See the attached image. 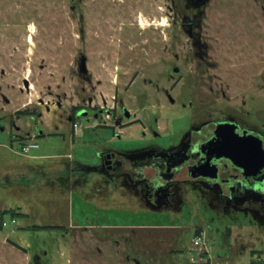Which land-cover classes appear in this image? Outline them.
Returning a JSON list of instances; mask_svg holds the SVG:
<instances>
[{"label": "rangeland", "instance_id": "1", "mask_svg": "<svg viewBox=\"0 0 264 264\" xmlns=\"http://www.w3.org/2000/svg\"><path fill=\"white\" fill-rule=\"evenodd\" d=\"M71 4L0 0V264H135L125 255L140 264H264L262 197L243 206L203 188L204 222L214 217L215 223L204 226L206 233L171 229L170 213L187 197L183 187L174 189L178 197L152 203L145 188L121 171L111 187L99 179L93 183L94 175L73 181L71 174L95 163L105 148L175 150L211 114L214 121L227 115L244 119L264 138V0H212L202 28L212 48L202 58L180 26L179 7L170 11L167 56L158 31L149 29L147 14L156 6L128 11L142 20L146 29L139 30L154 37L152 44L144 46L139 36L137 46H120V28L131 22L117 17L120 6L76 0L73 12ZM160 22L161 29L167 26L166 15ZM81 56L90 82L79 74ZM200 99L209 106L203 114L196 105ZM89 100L96 113L80 110L88 109ZM183 100L186 108L179 106ZM29 141L38 148L26 155L22 147ZM123 161L133 171V163ZM145 173L150 178L154 172ZM232 209L234 220L225 216ZM198 236L208 247H194Z\"/></svg>", "mask_w": 264, "mask_h": 264}, {"label": "flooded vegetation", "instance_id": "2", "mask_svg": "<svg viewBox=\"0 0 264 264\" xmlns=\"http://www.w3.org/2000/svg\"><path fill=\"white\" fill-rule=\"evenodd\" d=\"M70 1L72 2L71 10L74 12L77 9V5L75 4L76 0ZM84 1L85 0H78V3L80 4ZM107 1L115 2L116 5L120 6L117 14L119 19H122L123 16L131 18L130 23L124 24L125 28H120V31L123 32L121 35V42L119 44L120 46L137 40L139 36L142 38L141 44L144 46L152 44L154 37L152 35L146 37V32L139 30L140 26L143 28L142 20L138 18L136 13L132 15L133 10L135 9L134 6L136 7V5L143 6L149 4L152 7L156 6V8H151L150 12L147 14L149 20L151 21V23H149V29H152L155 32L158 31L159 36L162 38V49L166 52L167 56H169L170 50L169 19L172 6L173 9H178V7L180 8L178 9L181 12L180 26L188 36L191 48L195 50V54L202 58L207 55L212 48L211 45L204 40L202 34L203 17L205 16L206 9L212 0ZM129 10L132 12L130 15H128ZM85 13L82 14V18L86 15ZM160 14H162V16H160ZM165 15L168 24L166 27L161 29L159 26L162 24L160 20L162 19L163 21ZM161 26L164 25L162 24ZM129 28L130 35L127 33ZM145 29L146 28H143V30ZM135 44V46L138 45L137 42H135ZM14 50L15 53L17 51H22V49H19L18 47H14ZM174 68H178V73L174 72ZM173 72L174 74H180V68L173 66ZM80 76H82L86 81L90 82L92 80L89 70L86 75ZM167 80H170L169 68L167 71ZM25 82L28 83L27 81ZM150 82L152 83V81ZM168 99L172 104H175L174 99H172L170 95L168 96ZM204 101L205 100L200 99V102L197 101L196 104L200 105V107L204 109L200 111L201 114L205 111H209V106ZM87 105L89 106L88 109L81 108L80 110H85L87 113L90 110L93 111L92 108H94V106L92 105V100H89ZM191 105H194L193 101H191ZM179 106L186 108L187 104L183 100ZM85 111L83 113H86ZM74 112L75 111L73 109V114H75ZM122 112L124 113V116L127 117L128 122H130L131 115L129 111L126 108H122ZM249 114L250 113L248 112L247 115ZM95 116L97 117L98 114ZM209 116L211 118L208 121L203 122L199 127L194 125L190 130L187 141L183 144V146L175 148V150H147L134 153H121L111 148H105L99 153L95 163H91L90 165L87 164L80 169L78 167L72 169L71 174L73 181L75 179H85L86 176L94 175L97 177H94L93 183H96V180L99 179V182L105 181L106 186L108 185V187H111L114 185L117 178H119L118 172L121 171L127 181L135 182V185L145 188V197L152 203H154V201L155 203H160V201L170 197H178L180 193L174 190L178 185L179 187L184 188L187 193V197L185 196L186 200L184 201V205L181 209L179 208L177 211H174V213H170V220L168 221L169 224L166 226L171 229H194L196 231L201 228L205 230L206 233L207 230L204 226H212L210 223L211 221L212 223H215V219L213 217L208 219L209 221L204 222L201 205L203 188H205L206 191L211 192L212 195L218 196L220 193L221 195L227 196L231 201L236 199L237 203L243 206L247 205L251 198L259 199L262 197L264 199V168L260 169L257 167L264 160V138L260 128L258 129L252 127L249 123H246L244 119L239 117L227 115V117H223V119L214 121L212 119V114ZM132 125L134 124L125 125V127ZM260 126L263 127L262 125ZM152 132L158 134L154 130H152ZM252 136L258 137L262 140V150L259 142L251 143L250 138ZM251 144L253 145V151L256 156L254 162L255 166H237V163H243V165L248 163L251 155ZM124 159L130 160V163H133V171L125 170L126 166L123 161ZM147 170L154 172L152 177L149 178L146 175L145 172ZM252 172H256L258 174L256 176H251L250 174ZM179 175H186V179L179 178ZM86 182H88V180ZM247 210L248 209H243L242 212L244 213ZM175 212L180 214L178 217L180 222L177 225L173 224V221L177 219L172 215L176 214ZM242 212H240V214H242ZM225 216L226 218L229 217L231 220H234V209L228 210ZM225 216H221L223 217L222 219H224ZM217 217L220 219V216L217 215ZM150 227L156 228L158 226L154 225ZM179 238L180 235L177 237L176 241L179 242ZM239 240L240 239L236 238L235 243ZM244 244L245 243L240 244L242 246L240 247V255L245 254L244 251L246 250H244ZM194 247L197 249L201 247H208V242L205 240V244ZM231 248L233 250L234 246ZM207 253L209 255L208 258L212 260V253ZM170 256L171 254L168 255L167 258ZM124 259L128 262L140 264V260L137 257L125 255ZM35 261H40V256H37Z\"/></svg>", "mask_w": 264, "mask_h": 264}, {"label": "water", "instance_id": "3", "mask_svg": "<svg viewBox=\"0 0 264 264\" xmlns=\"http://www.w3.org/2000/svg\"><path fill=\"white\" fill-rule=\"evenodd\" d=\"M78 70H79L80 75H86L88 73L87 58L85 56H81L80 57L79 64H78ZM174 72L175 73H178V68H174ZM26 86H28V83H26ZM82 114L83 115H87L86 113H82ZM250 139H251V143L252 142L253 143L259 142L260 143L261 150H262V144H261L262 143V140H260L258 137H255V136H252ZM250 149H251V155L249 157L248 163H246L245 165H243V163H237V166H239V167H243V166L244 167H246V166L253 167V166H255V163L254 162H255L256 156L254 154L253 145L252 144L250 146ZM257 167H259L260 169H263L264 168V160ZM260 169H259V171H260ZM257 174L258 173H256V172H252L250 175L251 176H256Z\"/></svg>", "mask_w": 264, "mask_h": 264}, {"label": "built area", "instance_id": "4", "mask_svg": "<svg viewBox=\"0 0 264 264\" xmlns=\"http://www.w3.org/2000/svg\"><path fill=\"white\" fill-rule=\"evenodd\" d=\"M74 129H78L79 125L78 123H73ZM34 141V140H33ZM33 141H29L25 144V146L22 147V153L23 154H29L32 150L37 149L38 146L33 143ZM194 246H201L205 244L204 236H198L193 241Z\"/></svg>", "mask_w": 264, "mask_h": 264}]
</instances>
